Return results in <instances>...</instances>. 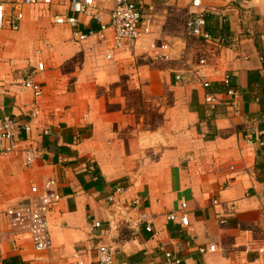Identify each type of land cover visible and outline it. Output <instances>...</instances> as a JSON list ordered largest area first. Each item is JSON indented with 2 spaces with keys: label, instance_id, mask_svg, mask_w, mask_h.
Listing matches in <instances>:
<instances>
[{
  "label": "crops",
  "instance_id": "0c3cea01",
  "mask_svg": "<svg viewBox=\"0 0 264 264\" xmlns=\"http://www.w3.org/2000/svg\"><path fill=\"white\" fill-rule=\"evenodd\" d=\"M95 1L108 22L114 2ZM130 1L151 32L112 59V32L101 41L97 20L80 17L84 33L96 32L83 43L55 22L71 14L70 0L26 7L19 30H0V118L32 126L13 154L0 155V264H76V251L95 264L102 245L115 249L112 264H166L167 251L182 264H264V253L246 247L264 237V0H203L206 30L221 43L188 34L192 0ZM200 57L210 90L224 92L225 73L233 75L235 106L229 97L205 103L192 72ZM40 62L37 98L25 79ZM50 179L62 200L51 215L53 248L40 251L11 229L6 211ZM120 186L127 191L113 205L108 196ZM136 197L154 233L138 224ZM183 202L188 226L168 218ZM210 244L216 250L203 252Z\"/></svg>",
  "mask_w": 264,
  "mask_h": 264
},
{
  "label": "built area",
  "instance_id": "2783aa9c",
  "mask_svg": "<svg viewBox=\"0 0 264 264\" xmlns=\"http://www.w3.org/2000/svg\"><path fill=\"white\" fill-rule=\"evenodd\" d=\"M114 8L110 12L108 22L103 20L101 12L95 0H70L69 15H60L56 17V23L61 25H69L73 28L77 40L81 43L85 42L89 37L96 34L91 31L84 33L80 29L82 15H88L97 20L101 24V30L97 33L101 41L107 42V31L112 32V42H108L105 50L107 59H112L117 51L131 50L138 40L144 35L149 34L151 29L143 23L142 6L140 3L130 0H112ZM53 0H0V30L10 28L19 30L25 18V8L39 4H52ZM203 0H192V7L195 9L187 21L188 34L204 41L221 43L223 40L216 39L210 32L206 30V13L203 9ZM168 45H163L161 49H167ZM156 57L160 59L169 58L168 55L160 52L156 53ZM208 61L205 57H200L192 72L196 75L203 88L206 90L204 100L207 105L214 108L217 105L224 104L225 97L231 99L232 105H236L240 98V92L234 84V77L231 73H225L222 79V85L225 87L224 92H214L210 90L211 81L207 72ZM45 64L40 62L37 70L27 74L25 79V87L34 91L38 98L42 93V84L35 81L37 72L44 71ZM182 76H176L177 80H181ZM39 115V103L35 101L31 117L36 118ZM21 129L30 132L32 126L30 123L22 124L18 118L14 116H4L0 118V155L10 156L16 150V144ZM27 163L31 164L36 159V153L33 149L26 150ZM234 169V166L231 167ZM57 181L55 179L47 180L42 187L33 186L32 195L23 199L15 205L9 207L6 216L12 230L17 232L28 233L36 249L47 251L53 248V238L51 233V215L54 208L62 200V195L56 189ZM127 191V188L120 186L108 196V200L113 205H119L118 196L120 197ZM131 205L139 210L138 224H145L149 233H154L153 222L150 219L144 201L140 197H136ZM188 207L183 202L180 210H174L168 218L173 221H180L182 225H189V215L186 212ZM101 222L94 223V227L102 228ZM3 234L0 233V239ZM247 250L264 253V237L260 239H251L247 245ZM216 250L215 244H210L203 252ZM166 264H182V259L175 253L167 251ZM80 252L76 251V264H86L80 256ZM115 259V249L111 246L102 245L98 248V261L95 264H112ZM132 264V263H125Z\"/></svg>",
  "mask_w": 264,
  "mask_h": 264
}]
</instances>
